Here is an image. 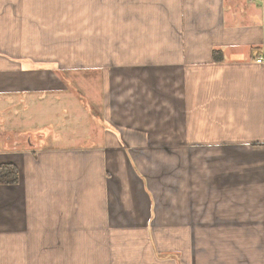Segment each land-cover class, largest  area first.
<instances>
[{
  "label": "crops",
  "instance_id": "1",
  "mask_svg": "<svg viewBox=\"0 0 264 264\" xmlns=\"http://www.w3.org/2000/svg\"><path fill=\"white\" fill-rule=\"evenodd\" d=\"M152 1V48L132 38L117 67L84 70L111 135L2 136L18 180L0 184V264H264V0ZM17 2L0 0V95L75 98L68 68L32 87ZM10 123L30 122L14 108Z\"/></svg>",
  "mask_w": 264,
  "mask_h": 264
},
{
  "label": "rangeland",
  "instance_id": "2",
  "mask_svg": "<svg viewBox=\"0 0 264 264\" xmlns=\"http://www.w3.org/2000/svg\"><path fill=\"white\" fill-rule=\"evenodd\" d=\"M137 1L18 0V55L19 60L26 57L33 60L32 87L41 90L50 86L45 77L51 73L49 68H68L71 71L66 75L71 74L68 76L71 79L63 72H59L58 77L76 97L59 98L63 92L60 90H54L51 95L35 92L34 98L19 93L24 102L0 95V143L2 136L10 130L15 137L16 132L40 126L51 129L52 133L48 135L54 144L78 143V147H82L111 135L109 126L93 125L100 121L101 104L92 94L85 97L84 92L90 94L99 90L100 84L90 80V73L84 70L95 65L103 69L111 65L117 67L125 59V49L132 44V38L138 41L137 37H142L145 48H152L154 3L152 0L142 3V12H138ZM144 11L150 12V16L144 17L147 15ZM144 22H147L146 26ZM138 26L142 32H138ZM128 29H131L130 33ZM78 68L80 70H76ZM79 72L89 75H77ZM8 100L12 103L11 109L5 111ZM69 106L76 109L71 110ZM14 108L24 113V119L30 122L28 125H11L10 115ZM47 112L50 115H46ZM49 123L53 125H43ZM31 137L37 139L39 136L32 133Z\"/></svg>",
  "mask_w": 264,
  "mask_h": 264
},
{
  "label": "trees",
  "instance_id": "3",
  "mask_svg": "<svg viewBox=\"0 0 264 264\" xmlns=\"http://www.w3.org/2000/svg\"><path fill=\"white\" fill-rule=\"evenodd\" d=\"M18 180L17 168L11 163L0 164V184L11 185Z\"/></svg>",
  "mask_w": 264,
  "mask_h": 264
},
{
  "label": "built area",
  "instance_id": "4",
  "mask_svg": "<svg viewBox=\"0 0 264 264\" xmlns=\"http://www.w3.org/2000/svg\"><path fill=\"white\" fill-rule=\"evenodd\" d=\"M256 62H261V58L260 57H258L257 59H256Z\"/></svg>",
  "mask_w": 264,
  "mask_h": 264
}]
</instances>
